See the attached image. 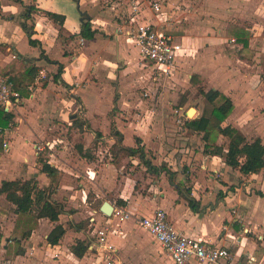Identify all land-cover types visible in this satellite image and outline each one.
I'll return each instance as SVG.
<instances>
[{"label":"crops","instance_id":"0c3cea01","mask_svg":"<svg viewBox=\"0 0 264 264\" xmlns=\"http://www.w3.org/2000/svg\"><path fill=\"white\" fill-rule=\"evenodd\" d=\"M90 1L0 0V76L14 90L8 79L12 72L32 69L29 74L33 76L28 82L24 79L29 94H21L11 111L0 107L1 117L12 115L6 126H0V185L3 180L33 178L37 188L51 191L45 199L61 203L64 208L58 220L51 221L37 216L36 207L24 213L14 211L15 205L0 194V264H93L88 255L99 250L115 254L111 261L115 264H160V253L174 263L138 222L156 208L166 212L178 231L210 245L228 247L231 260L223 261L225 264H233L234 257L240 259L244 253L252 258L257 245L264 247V196L258 194L264 193V167L248 174L230 167L223 156L203 151L205 142L222 146L225 151L227 137L212 132L205 140L203 132H191L186 122L200 118L210 104L207 94L218 90L233 104L222 126L235 127L247 141L260 138L264 144V0H163L170 19L167 23L159 22L150 9H144L160 31L181 45L171 74L156 79H168L169 94L174 90L180 95L184 88H193L201 97L196 108L190 107L195 109L194 117L186 114L185 125L177 127V134L185 141V152L174 156H181L179 161L164 154L162 161L166 164L158 162L159 149L147 144L156 136H130L125 132L129 127L123 126H138L139 117L123 121L116 115V107L121 110L127 105V100H118L121 94L128 93L123 82L128 78L126 71L141 64L139 53L133 60L130 37L116 31L122 24L120 17H105L107 10L97 12L96 3ZM178 3L187 7L182 21L177 17ZM108 9L115 8L110 5ZM87 22L94 30L91 38L80 34L81 26ZM28 33L34 45L29 43ZM147 73L150 76L149 70ZM146 79L151 78L147 75ZM151 85L145 81L138 87L150 93L154 87ZM104 97L110 100L105 102ZM186 101V96L181 95L178 109ZM142 102L138 101L140 111L145 110ZM79 106L82 114L77 111ZM101 121L104 128H95ZM64 122L78 134L79 126H84V140L75 145L78 154L83 153L79 160L70 162L49 137L50 145L37 153L35 143L48 135L46 126L57 130L53 140L63 132L58 126H64ZM111 123L122 135L120 146H144L146 157L164 166L171 176L166 170L158 174L148 171L138 156L122 151L119 162L114 160L117 164L94 158L97 148L102 153L104 144L109 148L116 141L110 132ZM96 131L101 137L97 138ZM165 137L161 134L158 140L164 142ZM192 155L198 161L193 162ZM136 158L134 168L140 170L123 175L115 172V166H126L123 159L131 162ZM44 159L61 171L55 189L42 169ZM141 172L152 178L143 191L141 186L147 180ZM216 177L220 178L213 180ZM234 177L235 191H227L224 182ZM104 201L113 205L108 215L100 209ZM82 221L88 223V228L81 227ZM56 225H61L64 232L55 244H50L47 238ZM103 227L111 250L99 247L96 231ZM76 240L87 244L82 256L71 251Z\"/></svg>","mask_w":264,"mask_h":264},{"label":"rangeland","instance_id":"374dc122","mask_svg":"<svg viewBox=\"0 0 264 264\" xmlns=\"http://www.w3.org/2000/svg\"><path fill=\"white\" fill-rule=\"evenodd\" d=\"M90 1V0H88ZM131 0H91L90 4H92L93 2L96 3V8L98 9L97 12L103 11V10H107V12H104L103 15H105V17L107 16H113L114 18H125L128 14V9H129V3ZM182 1V0H181ZM185 0H183L184 2ZM58 3H60V0H57ZM114 2V7L115 9H108L109 6H112V3ZM111 3V4H110ZM186 4V2H185ZM182 9V10H181ZM186 5L178 3L177 6V17L181 18V21L183 20V15L186 13ZM114 10H118L117 12H115ZM111 13V14H110ZM90 15V14H89ZM102 16V15H101ZM168 17V16H167ZM170 17V16H169ZM169 19V18H168ZM168 19H166V23L169 22ZM170 20V19H169ZM176 21V20H175ZM174 22V21H173ZM137 51L134 49H131V55L130 57L132 58L134 56V58H137ZM133 59V58H132ZM134 60V59H133ZM138 64V63H136ZM150 69L149 65H142L140 64L139 66L136 67H132L130 66L129 69L126 71V75H128V78L123 81L124 82V87L127 86L128 89V93H125L124 95H120V98L118 100V102H122V101H126L127 105L125 107H123L121 110L119 109V107H116L115 111H117V117L120 120L123 121H133L134 119H136L137 117H139V123L138 126H133L131 124L129 125H124L121 124L119 121V123L121 124V126L126 127L129 129H124L125 132L127 134L134 135L137 136V134H141V136H146V137H150L152 135H154L155 139H152V141L148 140L147 144L148 146L152 147L154 150H161L158 153L159 159L158 162H160L161 164H166L164 161H162V158L165 159V157H163V155L165 154L166 158H171L172 160L175 158V161H179V159L181 158V156H178V159L176 157H174L176 154H181L184 151V148H186L184 146V138H181L180 135L177 134V132L179 131L177 129V127L180 129L185 125V116L186 114L188 115V110L190 109V107H194L196 108L197 105L199 104V93L198 90L196 89H189L188 88H184V93H181L180 95L177 94L176 91L173 90V92L175 93H167L166 91L168 89H166V84L168 85L169 83L167 82V80H158L155 79L152 75L149 76V74L147 73V71ZM151 70V69H150ZM147 75L149 78H151L150 80H147ZM182 77H185V75H183ZM45 79V78H44ZM136 79H138L136 81ZM171 82H174V79H171L169 77ZM184 79V78H183ZM136 81V82H135ZM147 82L148 85L150 86H154L152 88V91H150V93H147L146 91L142 90L141 87H138L139 84H144V82ZM181 81V86L183 85V80L180 79ZM186 96V102L183 105V108L178 109L177 107V103L179 102V100L181 99V95ZM113 95V93H111V96ZM142 99V103L145 104V110H138L139 109V105H138V101H141ZM110 98L109 97H104V101L107 102L109 101ZM117 102V103H118ZM124 106V102L121 104ZM80 106L77 108V111L80 112L82 114L83 110H80ZM138 111V115L137 112ZM79 113V114H80ZM188 117H194V115L189 116ZM180 120V122H179ZM177 122H179L177 124ZM62 127L63 128V132L60 133V135H58V137L54 138L52 140L53 137H55V133L57 132L56 129H54V127L51 125L50 127L46 126V128L44 130H46V132L48 133V135L44 137V139H39L36 140V142L40 143V144H44V146H48L50 145L49 142H47V138L49 137V139L51 140V144L53 143L55 145V142H57L58 144L57 149L62 150L63 154H65V156L67 157V159H69V161H75V159H78V157H80V154L82 155L83 153L78 154L77 150L75 149V145L78 144L79 142L84 140L85 134L81 133L83 130L84 126H79V134L77 133V131H75V129H72L71 126H68L66 124V122H64V126H62L61 124L58 127ZM95 128H104L103 126V121H101L100 124L95 125ZM43 130V129H42ZM59 132V131H58ZM161 134H165V141L162 142V139L158 138L161 136ZM169 138V139H167ZM161 140V141H160ZM35 143V144H38ZM47 143V145H46ZM106 149V151H105ZM96 153H94V158H97L100 161H104V160H109L110 162L114 163L118 160L119 162V158H122L124 154H121L120 156L116 153V155L114 156V152L113 150L109 147L106 148V145L104 144V148L102 147V153L98 152L99 149H96ZM91 151V150H90ZM93 151V150H92ZM91 151V152H92ZM112 153H111V152ZM170 151V152H169ZM125 153V151H122ZM111 153V154H109ZM87 155H91V153L89 151H86ZM162 154V155H161ZM193 154V152H192ZM89 157V156H88ZM93 157V156H92ZM193 162H196L198 160L192 157L190 158ZM79 160V159H78ZM116 160V161H114ZM123 164H125V167H121L118 169L117 166L114 167L115 172H118V174H126V173H135L137 172V170H140L141 168H134V166L137 164V158L136 159H132V161L130 162V160H126L123 159ZM174 161V160H173ZM116 162V164L118 163ZM168 163V161H167ZM98 164V163H97ZM182 166V165H180ZM194 167H198L199 165H192ZM132 167V168H131ZM141 167V166H140ZM193 167V168H194ZM131 168V169H130ZM121 170V171H120ZM195 172V170H194ZM193 172V173H194ZM142 175H144V183L141 186V190L143 191L148 187V180L152 179L151 177H147L145 174H143L141 172ZM186 175V174H185ZM220 177H216V179L213 178V180L219 179ZM147 182V183H146ZM222 182V181H221ZM228 183L224 182L227 187L226 190L228 191H235V177L227 180ZM233 182V183H232ZM231 185H230V184ZM233 186V189H231L230 187ZM157 192V191H156ZM94 206L97 205V203L92 204ZM3 222V221H2ZM2 222L0 221V230L2 231ZM90 223V222H89ZM87 222L86 221H82L81 222V227L86 229L87 227ZM73 226V224H72ZM261 231H258L257 233L259 234ZM10 237V236H9ZM7 238V237H6ZM6 240H4L5 242ZM255 241L259 242L260 240L257 239V236L255 235ZM258 247H256L255 252L252 254V258L250 255H247L246 253H244V255H242V258L240 259H236V257H234V262L233 264H264V247H262L261 245H257ZM247 256V257H246ZM88 257H90V261H93V264H115L111 261H113V259H115V254L111 255L109 253H106L103 251H97L92 254H89ZM247 258V259H246ZM231 260V259H230ZM159 261L160 264H174L173 262H171V260L167 257H165L162 253L159 254ZM126 264H128L129 261H124ZM192 263V262H191ZM195 263V262H194ZM193 263V264H194Z\"/></svg>","mask_w":264,"mask_h":264},{"label":"trees","instance_id":"16d2710c","mask_svg":"<svg viewBox=\"0 0 264 264\" xmlns=\"http://www.w3.org/2000/svg\"><path fill=\"white\" fill-rule=\"evenodd\" d=\"M49 15L53 16L54 13L50 12ZM80 34L83 37L91 38L94 34V30H91L87 22L81 26ZM28 38L30 44L34 45L36 43L29 33ZM31 70L32 69L26 70V72L23 69H19L18 72H12L11 75H8V79L11 81L12 86L15 90H18L20 94H29L24 79L27 82L33 79V76L29 74ZM206 100L210 103L208 107L204 108L200 118L187 121V127L193 133L203 132V139L205 140H207L212 132H218L226 136L228 142L225 151L222 146L205 142L203 151L223 156L227 165L232 168H237L243 174L260 171L264 167V144L261 139L255 138L253 141L249 142L235 127L230 125L222 126V122L230 114L233 108L231 99L218 90H212L207 94ZM11 118L12 115L10 113H7L4 117H1L0 115V126H6ZM110 132L116 136V141L110 146L114 154H119L120 151H125L128 155L138 156L146 166L147 170L156 174L162 170H166L164 166L155 165L146 157L144 146H120L119 144H121L122 135L114 127L113 123H111ZM95 135L97 138L101 137L99 131H96ZM43 158L46 159L45 154H43ZM45 159L42 161V169L46 171L50 177V187L55 189L61 171L50 165ZM166 173L171 176L169 170H166ZM50 193L51 191L48 189L37 188L36 182L33 178L27 180H3L0 185V194L4 195L6 200L15 205L14 211L24 213L31 211L36 207L37 216H46L51 221H57L58 215L64 211V208L61 203L50 202L45 199ZM258 194L264 196V193L262 192H258ZM191 203L192 202H190V204ZM63 232L64 230L62 226L56 225L48 235V242L50 244H55ZM86 249L87 244L82 240H76L71 246V251L76 256H82Z\"/></svg>","mask_w":264,"mask_h":264},{"label":"built area","instance_id":"2783aa9c","mask_svg":"<svg viewBox=\"0 0 264 264\" xmlns=\"http://www.w3.org/2000/svg\"><path fill=\"white\" fill-rule=\"evenodd\" d=\"M128 7L127 16L125 18L119 16L122 24L116 31L130 37L132 45L139 53L138 61L142 65H149L150 75L155 79H159V76H169L181 45L175 42L172 36L160 31L159 26L144 14V9L148 8L159 22L166 21L163 0H131ZM20 99L21 94L0 76V107L9 112ZM44 147V144H35L37 153H40ZM138 222L149 231L175 264H189L192 261L196 264H225L223 261L231 258L228 247L210 245L201 238L178 231L167 219L166 212L162 208H156L150 215L138 218ZM96 234L99 247L111 250L112 245L107 244L106 240V227L98 229ZM228 237L233 238V236Z\"/></svg>","mask_w":264,"mask_h":264},{"label":"water","instance_id":"95a60500","mask_svg":"<svg viewBox=\"0 0 264 264\" xmlns=\"http://www.w3.org/2000/svg\"><path fill=\"white\" fill-rule=\"evenodd\" d=\"M101 211L104 212L105 214H110L113 209V205L109 203L108 201H104L100 207Z\"/></svg>","mask_w":264,"mask_h":264},{"label":"bare ground","instance_id":"6f19581e","mask_svg":"<svg viewBox=\"0 0 264 264\" xmlns=\"http://www.w3.org/2000/svg\"><path fill=\"white\" fill-rule=\"evenodd\" d=\"M194 114H195V109L190 108V109L188 110V115H189V116H192V115H194Z\"/></svg>","mask_w":264,"mask_h":264}]
</instances>
